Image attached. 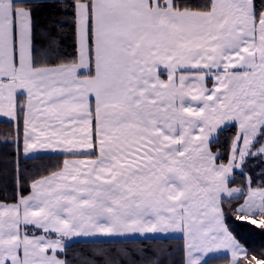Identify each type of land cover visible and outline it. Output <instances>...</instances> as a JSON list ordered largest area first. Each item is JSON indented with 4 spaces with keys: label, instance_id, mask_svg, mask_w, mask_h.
<instances>
[{
    "label": "snow or ice",
    "instance_id": "6c2138e0",
    "mask_svg": "<svg viewBox=\"0 0 264 264\" xmlns=\"http://www.w3.org/2000/svg\"><path fill=\"white\" fill-rule=\"evenodd\" d=\"M0 119V264H264V0H0Z\"/></svg>",
    "mask_w": 264,
    "mask_h": 264
},
{
    "label": "trees",
    "instance_id": "16d2710c",
    "mask_svg": "<svg viewBox=\"0 0 264 264\" xmlns=\"http://www.w3.org/2000/svg\"><path fill=\"white\" fill-rule=\"evenodd\" d=\"M8 128V125L4 123L3 120H0V130H6ZM234 132V129L229 128L227 129L221 139L223 140L227 136L231 135ZM59 157H45V160H52L54 161ZM27 164L29 167L34 163L31 160L24 161L22 160V164ZM255 161L250 162V167L255 164ZM239 181V175H237V182ZM242 237L244 240L247 241L249 246L255 247V248H260L261 246H264V236L256 233H249V232H241ZM119 241V242H117ZM177 236H162V237H157V238H152V239H145L141 243V238L140 239H125V240H114V241H109L105 242V240H80V241H72L69 242L68 246V253H69V258H71L75 253L80 252L81 250L84 251H89L97 247H109L112 243H115L116 246L122 247V246H127L130 248H137V247H149V248H156V247H167V246H172L174 247L178 243ZM208 264H224L223 256H215L212 259H209Z\"/></svg>",
    "mask_w": 264,
    "mask_h": 264
},
{
    "label": "crops",
    "instance_id": "0c3cea01",
    "mask_svg": "<svg viewBox=\"0 0 264 264\" xmlns=\"http://www.w3.org/2000/svg\"><path fill=\"white\" fill-rule=\"evenodd\" d=\"M0 120H3V119H0ZM179 234H168L167 236H178ZM157 237H162L161 234H156V235H153L152 238H157ZM141 237H139L138 235H135V236H130V237H127V238H116L115 240H125V239H140ZM80 240H84V241H87V240H105V238H100V237H90V238H75L73 241H80ZM72 242V241H71Z\"/></svg>",
    "mask_w": 264,
    "mask_h": 264
}]
</instances>
